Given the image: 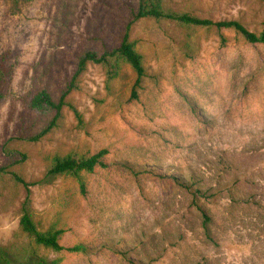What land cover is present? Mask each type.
I'll return each instance as SVG.
<instances>
[{
    "label": "rangeland",
    "instance_id": "1",
    "mask_svg": "<svg viewBox=\"0 0 264 264\" xmlns=\"http://www.w3.org/2000/svg\"><path fill=\"white\" fill-rule=\"evenodd\" d=\"M139 0H0V247L28 243L21 208L31 190L42 230H63L60 264H264V44L232 29L143 19L130 39L147 76L124 66L109 81L87 51L117 47ZM203 19L264 29L260 0H165ZM46 89L52 111L28 104ZM77 110L82 122L77 118ZM102 149L106 168L82 182L50 177L55 156ZM2 170L4 172L2 173ZM18 264H23L18 263Z\"/></svg>",
    "mask_w": 264,
    "mask_h": 264
},
{
    "label": "trees",
    "instance_id": "2",
    "mask_svg": "<svg viewBox=\"0 0 264 264\" xmlns=\"http://www.w3.org/2000/svg\"><path fill=\"white\" fill-rule=\"evenodd\" d=\"M36 1V0H24ZM264 3V0H260ZM131 20L127 25L124 33L120 36L117 47L112 50L98 53L96 51H87L80 58L78 63V72H84L89 63L101 65L107 73L109 81L116 79L124 66H129L136 75V81L133 88V97L138 98V90L142 87V83L147 76L146 67L142 55L136 49V44L130 39L132 25L143 19H153L156 21L169 20L182 26H190L197 28H217L232 29L240 34L246 42L250 44H264V29L259 32L249 31L242 23L238 21H219L215 22L210 19H203L188 13H177L165 7V0H139L136 9L131 11ZM2 87L0 86V102L2 99ZM66 93L55 101L52 95L46 90H40L30 100L28 107L32 112L52 111L55 118L52 123L41 133L34 136L23 137V140L36 142L39 141L46 132L51 130V126L59 118L63 108L67 105L65 102ZM77 118L82 122V118L78 111L74 110ZM108 154L107 149H102L97 153L89 156H77L75 154L67 156H55L48 167L47 174L50 177L69 176L81 182V190L85 192V186L82 182L84 173H92L97 167L106 168L107 164L103 161ZM4 170H2V173ZM15 180L22 183L27 191L26 198L22 203V214L19 221L20 231L28 238L29 242L19 249L9 247H0V264H60V260L51 261L45 256H41L40 249H47L52 252H61L63 250L69 252H88L86 246H74L64 248L60 244V238L63 230L49 228L42 230L36 220L32 209L31 190L28 184L16 174H13Z\"/></svg>",
    "mask_w": 264,
    "mask_h": 264
}]
</instances>
